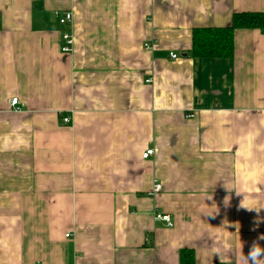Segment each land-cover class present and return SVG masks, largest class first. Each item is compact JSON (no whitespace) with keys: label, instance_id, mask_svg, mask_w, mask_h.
I'll return each mask as SVG.
<instances>
[{"label":"crops","instance_id":"obj_1","mask_svg":"<svg viewBox=\"0 0 264 264\" xmlns=\"http://www.w3.org/2000/svg\"><path fill=\"white\" fill-rule=\"evenodd\" d=\"M240 11L264 0H0V264L264 248V208L241 207H264V33L237 29L232 57L188 53L194 29Z\"/></svg>","mask_w":264,"mask_h":264},{"label":"trees","instance_id":"obj_2","mask_svg":"<svg viewBox=\"0 0 264 264\" xmlns=\"http://www.w3.org/2000/svg\"><path fill=\"white\" fill-rule=\"evenodd\" d=\"M237 29H258L264 33V13L261 11L234 12L228 26L194 29L189 55L204 58L232 57L234 33ZM180 263L193 264V255L190 250H180Z\"/></svg>","mask_w":264,"mask_h":264},{"label":"built area","instance_id":"obj_3","mask_svg":"<svg viewBox=\"0 0 264 264\" xmlns=\"http://www.w3.org/2000/svg\"><path fill=\"white\" fill-rule=\"evenodd\" d=\"M56 17H57V20L60 24L62 25H67L71 22L72 20V15L70 12H57L56 13ZM62 44H61V51L63 53H69L70 51H72V45H73V37L71 35L70 32L68 31H64L62 33ZM144 48L145 49H149V48H153L152 46V43H149V42H146L144 43ZM171 58H176L177 57V54L174 53V52H170V55H169ZM147 81H150V79H148ZM10 106L15 109V110H20V106H18L19 104V99L17 97H13L10 99ZM188 117H192L193 114H188L187 115ZM63 121L67 122L68 121V118L67 117H64L63 118ZM153 154V149H147L144 153H143V157L146 158L148 157L149 155H152ZM161 189V186L159 183H156L154 185V188L152 189V195H154L155 193L159 192ZM155 218L156 219H159L163 222H165V224L169 227V226H172V221H171V218L169 215L167 214H156L155 215ZM147 240V239H146Z\"/></svg>","mask_w":264,"mask_h":264},{"label":"clouds","instance_id":"obj_4","mask_svg":"<svg viewBox=\"0 0 264 264\" xmlns=\"http://www.w3.org/2000/svg\"><path fill=\"white\" fill-rule=\"evenodd\" d=\"M241 207L249 210V211H256L257 214H259L260 210L264 207H261L259 205H245L241 204ZM259 239H264V235H261ZM242 249V246H241ZM242 259L244 264H264V248H262L257 242H253L252 246L249 249V252L247 255H244L242 250Z\"/></svg>","mask_w":264,"mask_h":264}]
</instances>
